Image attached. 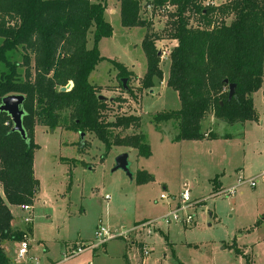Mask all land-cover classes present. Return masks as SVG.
I'll return each instance as SVG.
<instances>
[{"label": "rangeland", "instance_id": "rangeland-1", "mask_svg": "<svg viewBox=\"0 0 264 264\" xmlns=\"http://www.w3.org/2000/svg\"><path fill=\"white\" fill-rule=\"evenodd\" d=\"M89 1L106 4L105 20L112 27V37L98 42L100 56L106 60L96 66L89 82L98 95L117 101L105 110L109 121L120 116L141 119L139 130L146 136L152 156L139 158L137 151L122 147H113L106 154L105 146L93 134H85L82 140L81 133L64 127L37 125L34 142L39 149L34 155V172L39 189L33 223L24 222L27 213L21 207L12 209L15 222L22 228L15 231L31 233L29 256L36 261L18 258L17 241L3 244L9 264H264V84L253 97L256 121L237 126L210 118L203 131L219 139L174 142L177 123L156 125L153 116L181 109L178 95L167 87L169 55L176 42L162 39L156 43L162 55L163 81L145 89L142 82L147 61L142 43L146 30L121 25L119 0ZM230 1L210 0L204 6L220 7ZM168 13L167 9L152 16L154 31L163 38L171 21ZM193 21L194 26L200 22L204 27L196 18ZM92 46L91 33L88 49ZM24 55L20 48L9 56L11 64L21 66L17 70L19 82L25 81ZM113 61L127 69L128 77L120 75ZM9 74L7 66L0 64V84ZM121 79L128 80L129 92L122 89ZM134 134L133 129L113 131L114 136ZM83 142L88 146L84 150L80 148ZM122 154L129 156L132 178L114 171ZM143 170L153 179L139 184L138 173ZM240 178L244 183L237 187L236 195L223 194L237 186ZM217 181L222 189H215ZM252 182L256 188L251 187ZM185 189L190 192L191 203L180 214L192 215V225L166 224L164 218L182 207L180 194ZM162 195L168 200H161ZM148 221L157 222L152 236L139 228ZM100 225L114 237L111 242L70 258L75 249L94 242ZM142 244L150 252L148 258H142Z\"/></svg>", "mask_w": 264, "mask_h": 264}, {"label": "trees", "instance_id": "trees-1", "mask_svg": "<svg viewBox=\"0 0 264 264\" xmlns=\"http://www.w3.org/2000/svg\"><path fill=\"white\" fill-rule=\"evenodd\" d=\"M206 1L210 0H119L121 25L146 30L143 88L163 81L162 55L156 43L162 39L176 42L169 55L167 87L178 95L181 109L153 116L156 125L177 123L174 142L217 140L203 132V123L211 116L229 125L257 120L253 96L264 84V0H231L220 7L204 6ZM167 9L171 21L163 38L154 31L152 16ZM105 10V3L89 0H0V64L10 70L0 84V106L5 97H25L23 128L27 135L23 140L13 133L11 118L0 113V185L4 195L0 196V264H9L3 244L23 237L12 229L11 207L33 208L38 193L34 172V155L39 149L34 142L37 125L93 134L105 146L106 154L113 147H122L137 151L139 158L152 156L147 138L139 130L141 119L120 116L109 121L105 110L116 100L99 101L97 88L89 82L96 66L106 60L100 56L98 42L112 37ZM195 18L204 27L200 22L194 26ZM91 33L93 46L88 49ZM20 48L25 53L24 82L18 80L21 66L9 61ZM114 64L120 75L128 77L123 65ZM70 84V91L61 92ZM231 85L236 89L230 99ZM131 129L134 135H113V131ZM80 146L88 148L86 142ZM152 179L146 172L138 173L139 184ZM215 189H220L219 183ZM139 249L142 253V246Z\"/></svg>", "mask_w": 264, "mask_h": 264}, {"label": "built area", "instance_id": "built-area-1", "mask_svg": "<svg viewBox=\"0 0 264 264\" xmlns=\"http://www.w3.org/2000/svg\"><path fill=\"white\" fill-rule=\"evenodd\" d=\"M244 181L240 178L237 181V186L227 189L226 191L224 190L223 194L227 195V196H234L237 194V187H240L241 185H243ZM251 187L252 188H256L257 184L256 182H252L251 183ZM168 196L166 195H162L161 196V200H168ZM107 200H109V197L106 198ZM180 203L182 204L181 208H177L176 210H174L173 212H171L169 215H167L163 222H165L168 225H171L172 223H180L183 224L184 226H191L193 223V216L192 215H185L182 216L180 213L181 211H183L184 209H186L187 205H189L191 203V196H190V192L185 189L183 191V193L180 194ZM21 209L27 213V217L25 218V223L28 225H31L33 223V217H32V207L29 206H23L21 207ZM157 227V222H153V221H148L143 223L139 228L142 229V232L144 233V235L146 236H152L154 230ZM114 237L111 235V233L104 228L102 225H100L95 233V238H94V242L91 244L86 245V247H80L75 249L71 255L70 258L76 257L78 255L83 254L87 248L89 249H97L100 246H102L103 244H105L106 242L112 240ZM30 239L29 236L27 234H23L22 240L19 242V250H18V258L21 260H29V251H30ZM142 255L143 258H148L150 256V252L147 250V247L145 244H142Z\"/></svg>", "mask_w": 264, "mask_h": 264}, {"label": "water", "instance_id": "water-1", "mask_svg": "<svg viewBox=\"0 0 264 264\" xmlns=\"http://www.w3.org/2000/svg\"><path fill=\"white\" fill-rule=\"evenodd\" d=\"M123 89L128 90V80L123 79L121 80ZM235 85L230 86V99L233 98L235 94ZM71 90V84L68 85L66 88H62L61 92H68ZM98 100L101 102H113V99H108L102 95L98 96ZM25 102V97L22 95H13L5 97L2 100V104L0 106V113L7 114L13 123V133H19L23 140H27L26 132L23 128V118L25 116V111L23 109ZM82 140L85 139V134L81 133ZM114 171H123L125 172L130 178L133 177V175L129 171V156L127 154H122L116 159V166Z\"/></svg>", "mask_w": 264, "mask_h": 264}, {"label": "crops", "instance_id": "crops-1", "mask_svg": "<svg viewBox=\"0 0 264 264\" xmlns=\"http://www.w3.org/2000/svg\"><path fill=\"white\" fill-rule=\"evenodd\" d=\"M263 90H264V89H263ZM253 97H254V96H253ZM210 118H214V117L211 116V117L207 118V120L210 119ZM207 120H206V121H207ZM206 121H205V122H206ZM205 122L203 123V126H204ZM247 123H252V122H247ZM247 123H245V124H236V125H237V126H239V125H246ZM225 124H226V123H225ZM203 132H204V131H203ZM204 133H205V132H204ZM205 134H206V133H205ZM219 138H220V137H219ZM219 138H218V139H219ZM183 142H185V141H183ZM183 142H180V143H183ZM142 172H146V173L149 175V172L146 171V170H143ZM150 176H151V175H150ZM217 183H218V181H217ZM0 186H1V185H0ZM219 186H220V189H222V188H221V184H219ZM1 188H2V187H1ZM0 196H1V197L4 196V195H3V190H2V194H0ZM19 208H20V207H19ZM12 209H13V207H11V213H12ZM33 210H34V207H33ZM12 215H13V213H12ZM16 227H20V228H21V226L18 225V224L15 222V218H14V216H13L12 229H13L14 232H16V231H15V228H16ZM21 229H22V228H21ZM23 230H24V229H23ZM26 234L29 236V239H30V235H31V233L28 232V233H26ZM110 242H111V241H110ZM6 243H8V242H6ZM29 243H30V250H31V240H30ZM107 245H108V244H107ZM107 245L104 247V249H106ZM140 246H141V245H140ZM142 246H143V245H142ZM5 253H6V249H5ZM29 254H30V251H29ZM6 256H7V253H6ZM142 258H143V256H142ZM8 259H9V258H8ZM32 259H34V260L36 261L35 258L30 257V256H29V260H28V261H30V260H32ZM9 261H10V259H9Z\"/></svg>", "mask_w": 264, "mask_h": 264}]
</instances>
